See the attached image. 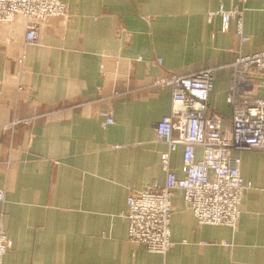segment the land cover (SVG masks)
Returning <instances> with one entry per match:
<instances>
[{"label": "crops", "instance_id": "0c3cea01", "mask_svg": "<svg viewBox=\"0 0 264 264\" xmlns=\"http://www.w3.org/2000/svg\"><path fill=\"white\" fill-rule=\"evenodd\" d=\"M65 1L74 23L51 16L36 43H26L23 16L0 21V124L38 114L12 143L0 136V210L12 241L2 264H264V149L233 152L251 183L235 227L199 223L175 190L174 245L160 253L128 239L125 215L129 189L165 180L154 123L170 110L171 87L153 82L215 68L210 102L229 122L230 64L264 48V0ZM220 3L244 8L247 41L233 23L208 19ZM81 97L93 99L73 104ZM106 108L114 122L104 127ZM182 151L171 152L177 176Z\"/></svg>", "mask_w": 264, "mask_h": 264}, {"label": "built area", "instance_id": "2783aa9c", "mask_svg": "<svg viewBox=\"0 0 264 264\" xmlns=\"http://www.w3.org/2000/svg\"><path fill=\"white\" fill-rule=\"evenodd\" d=\"M243 10L239 4L225 7L220 3L208 11L207 17L219 16L223 29L233 23L234 32L245 42L248 35L243 29ZM66 11L67 5L61 0H0V21L11 22L16 15L23 16L27 41L36 39L37 15L62 16ZM157 61L161 62L160 58ZM230 66L232 84L226 95L232 109L229 122H224L210 102L215 68L168 73L153 82L159 88L171 87L170 110L154 123L156 138L166 144L160 153L165 180L162 184L153 181L139 189H129L125 215L130 241L160 253L174 245L170 220L175 190L182 191L184 202L199 223L236 226L244 190L251 183L244 180L240 156L233 152L264 149V48L238 53ZM100 114L104 127L114 122L111 108ZM7 125L0 124V136ZM179 145L183 147L181 176L171 167V152ZM197 148L201 149L199 155ZM11 245L0 210V264Z\"/></svg>", "mask_w": 264, "mask_h": 264}, {"label": "water", "instance_id": "95a60500", "mask_svg": "<svg viewBox=\"0 0 264 264\" xmlns=\"http://www.w3.org/2000/svg\"><path fill=\"white\" fill-rule=\"evenodd\" d=\"M61 1L65 2L67 5V11H66L65 15L60 16L61 20L63 21V23L65 25H71L72 23H74V21L76 19V13L72 12L69 9L68 3L65 0H61ZM51 16H55V15H48V14L40 15L39 14L35 17L34 23H35V29L37 32L36 39L34 41H27L26 40V43H36V41L38 40V35H39V31H40L41 27L48 24V20ZM17 59H18V65L20 67H22V69H23L25 67V65H24L25 55L23 53H20L18 55ZM100 73L103 76V73H104L103 65L101 66ZM22 87H23V84L18 85L17 90L20 91ZM100 94H101V85L98 87V91H97L95 96H99ZM91 99H93V97H81L76 102H74V103L70 102V103L77 104L79 102H84V101H88ZM66 102H68V101H66ZM37 116H38V114H29V115H22V116L13 115L10 119L5 121V123H7L8 125L5 128V130L2 134V137H7L10 141L9 143H12L14 134L17 131L18 127L31 125L35 121Z\"/></svg>", "mask_w": 264, "mask_h": 264}]
</instances>
